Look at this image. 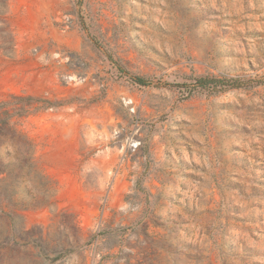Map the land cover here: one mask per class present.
Segmentation results:
<instances>
[{
	"label": "rangeland",
	"instance_id": "1",
	"mask_svg": "<svg viewBox=\"0 0 264 264\" xmlns=\"http://www.w3.org/2000/svg\"><path fill=\"white\" fill-rule=\"evenodd\" d=\"M27 1L0 0V264H264V0H49L45 33Z\"/></svg>",
	"mask_w": 264,
	"mask_h": 264
},
{
	"label": "crops",
	"instance_id": "2",
	"mask_svg": "<svg viewBox=\"0 0 264 264\" xmlns=\"http://www.w3.org/2000/svg\"><path fill=\"white\" fill-rule=\"evenodd\" d=\"M49 0H29L26 5L21 7L20 14L15 19L14 25L21 27L25 31L27 26L38 25L41 29L40 32H44L43 23H46L47 18L43 15L46 7L49 5ZM21 6V5H20ZM19 6V7H20ZM20 26V27H19ZM44 59L40 57L35 59V63L38 66V72L42 73L49 79L55 80L57 76V67L51 57Z\"/></svg>",
	"mask_w": 264,
	"mask_h": 264
},
{
	"label": "trees",
	"instance_id": "3",
	"mask_svg": "<svg viewBox=\"0 0 264 264\" xmlns=\"http://www.w3.org/2000/svg\"><path fill=\"white\" fill-rule=\"evenodd\" d=\"M133 85L138 87H144L145 82L141 78L130 79ZM230 81V82H229ZM236 80H226L218 79L215 77L201 76L194 78L189 84H183L181 87L187 95L193 94L195 92H209V93H219L225 90L238 88L235 84ZM3 170H0L2 174ZM0 213H4L2 208H0Z\"/></svg>",
	"mask_w": 264,
	"mask_h": 264
},
{
	"label": "built area",
	"instance_id": "4",
	"mask_svg": "<svg viewBox=\"0 0 264 264\" xmlns=\"http://www.w3.org/2000/svg\"><path fill=\"white\" fill-rule=\"evenodd\" d=\"M65 81L67 82H72V81H75L72 77L70 76H67L64 78ZM133 102L131 100L128 101V105H131ZM130 148H132L133 150H136L138 147H139V144H136V142L130 144L129 146Z\"/></svg>",
	"mask_w": 264,
	"mask_h": 264
}]
</instances>
